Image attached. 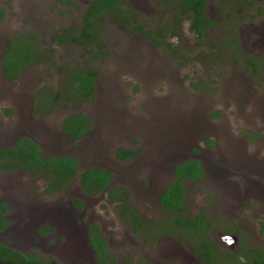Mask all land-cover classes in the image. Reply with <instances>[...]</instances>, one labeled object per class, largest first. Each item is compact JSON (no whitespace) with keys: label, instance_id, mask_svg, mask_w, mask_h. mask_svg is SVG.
Here are the masks:
<instances>
[{"label":"rangeland","instance_id":"374dc122","mask_svg":"<svg viewBox=\"0 0 264 264\" xmlns=\"http://www.w3.org/2000/svg\"><path fill=\"white\" fill-rule=\"evenodd\" d=\"M71 1V3H67L65 0H0V8L3 9L4 14V18L0 21V98H6L8 101L12 98H25L24 102L28 103V100L31 99L28 97L41 92L42 89L50 90L51 93L58 89L61 82L60 71L57 69L59 66L78 64L93 68L97 72V86L93 98L78 105H69L65 108L56 107L47 119V122H56L66 112L78 111L84 113L91 120L92 126L88 134L80 141H69L60 145L58 153H68V156L76 158L79 169H86L90 165L96 166L97 164L102 166L103 163L109 164L110 168L115 169L116 167L109 163L112 161L109 145L113 140L124 144L145 143L144 131L139 129L148 127L147 124L161 127L159 120L167 118L164 128L166 125L168 128L173 127V135L177 138L181 137L183 142L188 135L190 147L199 146L202 150L204 140L214 133L217 137L221 136L223 141L229 139L235 146L247 148V157L257 161H244L242 164L244 172H239V178L242 181L246 180L243 184L247 189L251 187L254 192L257 189L258 194L262 196L258 195L257 197L264 199V121L261 117L258 118L257 122L262 128V132L259 134L260 138L248 147L243 146L247 141L240 133V128L243 125H239L244 122L242 128L250 126V112L257 106L262 110V116H264L263 91L254 83V79L260 83L261 75L263 78L264 54H246V57L261 64L258 71L259 76L255 77L256 73L251 69L243 70L238 66L243 62L242 59L245 56L236 58L234 53L239 51L237 44L233 45V49H229L226 46L227 43L221 41L220 31L211 30L204 37L196 38L188 30V20H184L179 25L174 23L172 20L173 7L170 2L124 0V6L128 4L138 13L137 24L145 25L151 30L163 27L165 35L168 36L164 38V41L169 42L170 45L157 46L141 33L131 31L117 18L108 15L105 21L101 22L98 34L100 43L108 54L89 64L87 59L82 57V49L78 46H58L54 43L53 36L58 30L79 27L81 17L89 3V0ZM206 3L209 6H215L218 5V0H207ZM238 6H235L236 8L231 14L234 19L240 20L239 32L246 10ZM257 10H261L262 13L258 15ZM252 11L260 18L257 21L247 18L248 21L242 22V27L246 24L251 29L252 26L258 27L260 20L264 18V0H258ZM218 16L217 14L216 17ZM177 30L178 35H173L177 33ZM31 34L34 35L39 47L53 49V58L51 59V55L45 54V58L30 64L14 80H7L1 71L3 51L14 36L22 35L24 38H29ZM218 39H220V43H218ZM244 39L242 37L240 40L241 48V42ZM64 68L67 72V67L64 66ZM246 91L250 97L244 96ZM234 95L239 97L232 98ZM197 108L198 110H196ZM8 110L12 111L13 116L8 118L6 115V117L4 116L5 120L15 118L13 110ZM178 110L180 111L178 112ZM170 111H173L172 114ZM167 112L170 113L167 115L165 114ZM186 112H188L186 116H180ZM19 113L22 111L19 110ZM214 113L217 114L209 116ZM178 118L180 123L176 126ZM128 124L134 131L126 135L122 129ZM255 145L258 146L254 147ZM103 148L108 150L106 155L103 151L99 152L98 157L91 156L92 152H95L94 149L100 151ZM219 148L215 149L217 154L215 156L224 160L218 153ZM260 148L263 150L257 157ZM53 150L52 148L44 149L43 153H47V155L56 153L52 152ZM208 152L206 150L203 157L205 155L207 157ZM169 173L170 167L165 168L162 172L164 179L170 176ZM121 175L122 173H116V181H126ZM206 177L202 183H195L194 187L189 188L190 192L186 199L187 208L191 202L194 205L193 208H188L189 215L193 216L199 209L210 210V213L226 209L233 214L249 219L250 215L247 212L243 211L240 214L241 211L237 208L226 206L225 190L223 186H220L222 185L221 181L212 171L207 172ZM19 181H21L19 188L13 189L11 184H17ZM0 187V190H11L14 191V194L19 192L22 195L21 202L32 205L40 204L42 207L63 206L60 204L64 203L62 202L64 199L80 191L78 181L75 179L62 194L46 197L42 193L43 183L41 180L33 179L25 173H1V171ZM235 190L232 189L233 192ZM132 192L133 189H131L130 197L134 199V205L142 211L143 201ZM213 194L217 196L219 194V198L214 197ZM255 194L257 193L255 192ZM231 195L233 194L231 193ZM59 198L63 200L57 201ZM251 198L249 197L248 200ZM37 202L40 203L37 204ZM246 205L253 206V203L247 201ZM92 208L93 212L88 216L92 215L91 220L97 221L104 238L111 249H114L115 255L129 253L144 259L157 257L155 253L148 251L158 243L148 247L138 236L129 237L130 230L127 222L119 218L111 207L109 208L102 201H94ZM253 208L255 207L253 206ZM141 211H139L140 214H144ZM156 214L157 212L146 216L154 217ZM215 237L218 240L217 236ZM122 238L124 242L120 241L123 240ZM130 238H132L131 242ZM62 242H58L59 244L53 248L54 253H49L48 256L54 258L56 264H72L67 257L62 256L63 250L59 248ZM220 245L224 248L221 243ZM33 247L35 246L28 248Z\"/></svg>","mask_w":264,"mask_h":264},{"label":"flooded vegetation","instance_id":"af4514ba","mask_svg":"<svg viewBox=\"0 0 264 264\" xmlns=\"http://www.w3.org/2000/svg\"><path fill=\"white\" fill-rule=\"evenodd\" d=\"M257 1L258 0H218V5L215 6H209L206 3L205 14L207 18H209L213 22V24L204 31L203 36H199L194 31H190L189 29L190 24L188 22V30L196 38L204 37L211 30L215 32L220 31L222 37L220 39L221 41L223 40L225 43H227L226 46L229 49H233L232 48L233 45L237 44L239 51L234 53L236 55V58L245 56L242 59L243 62L238 66H240L243 70L251 69L253 72L256 73L255 77L257 75L259 76L258 71L260 69L261 64H258L259 62H257L254 59L246 57L247 56L246 54H250V55L264 54V18L260 20L257 28H255L256 26L251 25L252 29L247 24L243 25L242 27V22L248 21L247 18H249L251 21H257V19L260 18V16H256V15L261 14L262 13L261 10H257L256 12L257 14L253 13L252 11V9H254V5L257 4ZM235 6H238L239 8L246 10L245 16L243 17L244 19L242 18L241 20L242 22L240 25L239 32H238V25L240 20L234 19L233 14H231L233 9L236 8ZM217 14L219 15L218 17H216ZM3 18L4 16L1 18V20ZM184 20L186 19H183L180 23H183ZM80 25H81V20H80ZM177 28L179 27L177 26ZM63 29H67V28H62V30ZM70 29H74V28H70ZM60 30H58L57 32H59ZM174 34L178 35V30L177 33ZM55 36L56 35L54 33L53 37H54L55 45L58 46L73 45L81 48V46L77 44L58 43L56 42ZM242 37H244L245 39L243 42H241L242 43V48H241L240 40ZM220 39L217 40L218 43H220ZM6 49L2 53L1 56L2 61L4 59ZM41 49H51V48L43 47ZM242 49L244 50V52ZM52 58L53 57L51 54V59ZM260 59L262 58L260 57ZM2 65L3 62L1 64V71H2ZM61 66L70 67V66H76V64H65ZM262 66L264 68V60ZM59 67L57 68L58 70ZM24 69L25 68H22L20 72ZM63 70L65 71V68ZM2 74L4 75L3 72ZM4 76L7 80H9L6 75ZM60 76L62 79V71H60ZM260 77H261L260 83L258 82V80L255 79H254V83L256 84V86L262 89L264 95V73H263V78L262 75ZM96 86H97V77L95 80V92H96ZM56 91L57 90L51 93L50 90L42 89L41 92L35 93L34 95L28 97L31 98L28 100L29 101L28 103L24 102L25 98H12L9 101L6 98H0V148L13 147L19 141V139L27 137L33 140L39 146L41 155L47 156V153H43V151L44 149L46 150L49 148L54 149L52 152H56V153H50L48 154V156L62 155L61 153H58V150H60V145H63L64 143H67L69 141H74V139L69 138L62 133L60 128L61 122L63 121L64 117L70 115L73 112H78V111H73L70 113L66 112L64 116L60 117L58 121L56 120V122H51V121L47 122L48 117H50V114H52L55 111L56 107H60V106L55 107V104H51L52 101L51 99L55 98ZM241 93L243 92L241 91ZM244 96L250 97L247 94V91L244 92ZM238 97H239L238 95H234L232 98H238ZM7 109H12L16 117L8 120L6 119L7 120L6 121L4 116L6 117V115H8V118H11V116H13L12 111L11 110L7 111ZM19 110L22 111V113H19ZM196 110H198V108ZM179 111L180 110H178V112ZM170 112H167L165 114L168 115ZM217 113L211 114L209 116H213ZM250 113H251V121H250L251 124L248 128H242L244 126V122L241 124L237 123L239 125H243L241 127L242 129L240 128V133L242 136H244L243 138L247 141L246 143L243 144L244 147H248L254 141L259 140L260 138L259 134L262 132V128L260 124L257 122V120L259 117H261L264 121V116H262V110H260L258 106L256 109H252ZM82 114L85 115L84 113ZM187 114L188 112L180 116L184 117ZM166 120L167 118L159 120L161 127L159 125L150 126V124H147L146 126L148 127L144 129L143 128L139 129L144 131L143 133L145 136L144 137L145 143L140 142L134 144H128V143L124 144L118 142V140H113V142H111V144L109 145L111 149L110 155H112V161L109 163H111V165L116 167L115 169L110 168L109 167L110 165L105 163H103L104 165L102 166L98 164L96 166H91V165L89 166V167H102L106 171L112 172L114 174L113 178L111 179L110 185L101 194L87 195L84 194L79 187L80 191H77L72 196L67 197L66 199H64V201H62L64 203L61 202L62 204H60L63 205L64 208H68L71 214L73 215L75 221L78 224H84L87 227L88 232L90 226L97 227L100 237L104 239L106 247L112 253L107 256L101 254L100 256L101 264H111L109 261H107L109 259H113L117 264H139L140 262L139 260H144L148 264H213L212 261L219 259L218 258L219 256H216L215 252H210L208 249H205L203 247L204 244H202V241H200L199 238L198 239L192 238L193 236L192 232H194L193 228L188 227L186 229L184 228V226L173 222L177 217H179L180 220L186 219L192 221V219L196 217L197 214L200 213H203L204 218L208 220L207 235L216 244L219 251L227 255V257L224 258L220 257L222 258V261H224V264H232V263L240 264L239 259H241V257L238 255L240 254L239 252L242 249L244 251H250V247L252 246L255 249L263 251L264 250V234H263L264 233V214H263L264 199L257 197L259 195L257 189L255 191L257 194H255L254 190L251 187L247 189L243 184L244 182H246V180L242 181L239 178V172H244L242 168L243 162L244 161L251 162L257 160L247 157L248 156L247 148L244 149L237 147L229 139L223 141L221 140V136L217 137L214 133L210 134L209 138H207L208 140H211L212 143L210 145H207L204 140L202 150H200L199 146L190 147L189 146L190 142L188 141V135L183 142L181 137L177 138L173 135L174 133L173 127L168 128L166 125V127L164 128ZM176 122H177L176 124L177 126L180 123L179 118L176 120ZM182 122L183 119L181 120V123ZM129 126L130 125L128 124L124 127L125 130L122 129V132L126 135L134 131V129H131V127ZM56 130L57 132H55ZM85 136L86 134L83 135L81 138ZM123 137L125 138L126 136L124 135ZM80 139L77 141H80ZM175 144H177V146H175ZM256 146L258 145H255L254 147ZM217 147H220L218 153L220 156L224 158V160L218 159L215 156L217 155L215 152V149H217ZM120 148L127 150L128 151L127 154H129L130 157H126L122 159L117 157L116 153L117 150ZM263 148H260L258 150L257 157L261 154ZM206 150L209 151L208 155L207 157L206 155L205 157H203ZM93 151L95 152H92L91 156L98 157L100 155L99 152L102 153L104 151L105 152L104 155H106L108 150L106 148H103L100 149V151L99 149L98 150L94 149ZM63 155L68 156V153ZM188 160L196 161L199 163L202 169V175L200 178L195 180L181 178L182 180L181 184L183 186V194H182V199H181L182 204L180 206V209L167 210L159 202V197L163 193L164 189L167 187L168 183L173 181V179L179 178L178 176L175 175L176 166L183 165ZM167 167H170V173H169L170 176L164 179L162 172H164V169ZM0 171L1 173H6V172L24 173L18 170L15 171L0 170ZM210 171H212L214 175L221 181L222 185L220 186H223L226 194L225 195L226 206L237 208L238 210L241 211L240 214L243 211L247 212L250 215L249 219H245L241 215L233 214L232 212H229L226 209H223V211L220 212H212V213H210V210L207 211L206 209H199L198 212H196L193 216L187 213L188 208L190 209L194 207V205L191 202V205L187 208L186 199L188 198V193L190 192L189 188L191 186L194 187L195 183H202V180L204 178H207L206 177L207 172ZM116 173L118 174L122 173L121 176H124L125 180L128 183L126 181L124 182L116 181L117 178ZM33 179L35 178L33 177ZM19 184L21 185V181H19L17 184L14 185L11 184V185L13 189H16L19 188ZM118 185L123 186L124 188L127 189V191L124 193L125 197L127 198V201L135 209L138 218L146 221L147 225L151 227L153 230L146 232L144 228H141L139 233H135L132 228L131 218L127 220L125 217L121 216V213L118 212V209H116L115 207L116 202H110V200H108V191L110 187L118 186ZM200 188L202 189V186H200ZM131 189H133L132 193H134L137 198L143 201L144 205L142 207V211L144 212V214L142 215L139 212L141 210H139V208H137L134 205L133 203L135 202L134 199L130 197ZM215 189L217 190L216 185H215ZM232 189H236V190L233 192ZM231 193L233 195H231ZM15 194L14 191L11 190L10 191L0 190V202L2 201L6 205V213L5 215H3V217L9 222L4 228L0 229V243L5 244L6 246H11V245L16 246L19 249H23L24 252H28L34 249L39 251L41 254L47 256L49 255V253H54L53 249H51L52 245L54 247L56 243L59 244L58 242L63 241V237H61L57 233V229L54 227H50L45 224L40 225L51 228L48 232H45L44 234H39V236L47 239V243L37 244L35 245V247L31 249L28 248V250H26L27 247H25V244L18 243L17 241H13L10 237H8V235L6 236L3 233L9 226H11L12 223H14L13 219L20 217L21 225H23L27 220L26 219L27 211H29L30 209H39L42 207L40 204L32 205L29 203L21 202L22 195L19 192ZM213 196L219 198V194L218 196L216 194H213ZM249 197L252 198L248 200ZM74 198L80 200L81 202L80 207L72 204L71 201ZM61 200L63 199L61 198L57 199V201H61ZM94 201L104 202L105 204L108 205L109 208L111 207L113 209V212L115 214L117 213V216L119 218L121 219L124 218V220L126 219L125 220L126 222L128 221L127 226L130 230L129 237H132L134 235L138 236L148 247H151L154 243H158L157 246H153L150 250L148 249L149 250L148 252L151 251L155 253L157 257H152L151 259L146 257L144 259L129 253L125 255H115L113 252L114 249L113 248L111 249L107 240L104 238L101 232V227L96 223L97 221L91 220L92 215L88 216L90 215V213L93 212L92 205L94 204ZM247 201H251L255 208H253V206H247L246 205ZM38 203L40 202H37V204ZM117 204H119L118 201ZM155 212H157V214L154 217L146 216L147 214L148 215L155 214ZM192 223L194 224V221H192ZM153 224L156 225L161 224L163 225L164 228L169 229V231L168 232L166 230L165 232L160 231V229L155 227ZM243 233L245 236L243 235ZM226 235L229 238L225 237ZM215 236H217L219 242L224 246V248L220 245V243L218 242ZM88 237H89V233H88ZM129 240L131 242L132 238H130ZM203 240H205V238ZM120 241L124 242V239ZM89 242L95 253L94 254V259L96 261L95 264H99L98 256L96 254V251L92 245L90 238H89ZM134 252L136 251L134 250ZM199 255H201L202 258H200ZM258 255H262V254L258 253ZM0 264L2 263L0 262Z\"/></svg>","mask_w":264,"mask_h":264},{"label":"trees","instance_id":"16d2710c","mask_svg":"<svg viewBox=\"0 0 264 264\" xmlns=\"http://www.w3.org/2000/svg\"><path fill=\"white\" fill-rule=\"evenodd\" d=\"M61 1V0H60ZM71 3V0H65ZM170 2L173 7L172 20L179 24L183 19L189 21L190 31H194L199 36H203L204 31L210 27L213 22L207 18L205 14L206 0H162ZM124 0H89L88 6L82 15L81 25L76 29H61L55 33V39L58 43H71L80 45L83 51L82 57L87 59V63H92L108 53L103 49V45L99 39V27L101 22L112 15L117 18L120 23L127 26L131 31L143 34L147 40L157 46L166 45L170 43L164 41V28L148 29L137 24L138 13L126 4L123 5ZM4 16L3 9L0 8V21ZM116 19V20H117ZM176 20V22H175ZM176 35V34H173ZM35 41L34 35L28 37L14 36L5 51L3 59L2 72L8 77L10 81L14 80L22 68L28 67L32 63L38 62V59L45 58V54L51 55L52 49H41ZM64 66L59 67L62 71V79L55 98H52L51 104L60 107H68L69 105H78L90 101L95 92V80L97 72L93 68L84 67L82 65L68 66L67 72L64 71ZM91 120L88 116L79 112H73L64 117L60 128L63 134L67 137L79 140L83 135L87 134L91 129ZM207 145H210L211 140H205ZM125 149L117 150V157L120 159L130 157ZM186 167V168H184ZM184 168V169H183ZM79 163L74 157L67 155H50L44 156L40 154L39 146L30 138H21L13 146L9 148H0V170L2 171H22L35 179L43 181L42 193L46 197H54L57 194L63 193L69 185L78 176ZM175 175L178 179H173L168 183L163 193L159 197V202L167 209H180L182 204L183 186L181 178L195 180L201 177L202 169L198 162L188 160L183 165H177L175 168ZM114 174L106 171L102 167L87 168L78 180V185L81 191L87 195L101 194L111 182ZM127 191L123 186H112L108 191V200L116 202L115 207L121 216L127 220L131 218L132 228L135 233H139L141 228L146 232L153 230L147 225V222L138 218L135 209L129 204L124 193ZM117 201L119 204H117ZM72 204L80 207L79 199L74 198ZM6 213V205L0 202V229L4 228L9 222L3 217ZM124 219V218H123ZM125 219V220H126ZM194 221V224L192 223ZM190 220H180L177 217L173 222L184 226V228H193L194 232L192 238L202 241L204 248L210 252H215L219 256L217 260L212 261L213 264H224L222 258L227 257L219 251L216 244L207 235L208 220L204 218V214H197ZM128 222V221H127ZM160 231L168 232L161 224H153ZM51 228L47 226H40L37 229L38 234H44ZM188 232V230H187ZM89 238L98 256V262L101 264L100 256L112 254L104 239L100 237L96 226L89 227ZM205 238V240H203ZM238 256L240 264H264V250H258L250 247V251L239 252ZM258 253L262 255H258ZM202 258L201 255H199ZM222 257V258H220ZM220 262H219V261ZM111 264H117L113 259L107 260ZM139 264H148L144 260H139ZM0 262L2 264H56L54 258L41 254L37 250H30L28 252H21L9 248L5 244L0 243ZM233 264V263H232Z\"/></svg>","mask_w":264,"mask_h":264},{"label":"water","instance_id":"95a60500","mask_svg":"<svg viewBox=\"0 0 264 264\" xmlns=\"http://www.w3.org/2000/svg\"><path fill=\"white\" fill-rule=\"evenodd\" d=\"M86 169H78V181ZM79 186V185H78ZM26 222L21 225V218L14 220L3 233L13 241L25 244V247L47 243V239L39 236L37 227L48 225L57 229V233L63 237V242L59 246L62 248V256L67 257L72 264H95L94 251L90 245L88 230L84 224H78L68 208L64 206H49L27 211ZM229 238L227 235L225 236ZM56 243L54 245L57 246ZM9 248L24 252L16 246ZM53 245L51 249L54 248Z\"/></svg>","mask_w":264,"mask_h":264},{"label":"clouds","instance_id":"9594fccd","mask_svg":"<svg viewBox=\"0 0 264 264\" xmlns=\"http://www.w3.org/2000/svg\"><path fill=\"white\" fill-rule=\"evenodd\" d=\"M229 242H231V241H229Z\"/></svg>","mask_w":264,"mask_h":264}]
</instances>
